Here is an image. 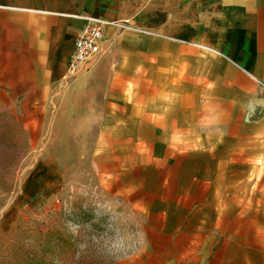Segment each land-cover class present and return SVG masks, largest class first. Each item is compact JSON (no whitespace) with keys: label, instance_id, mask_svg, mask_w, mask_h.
Wrapping results in <instances>:
<instances>
[{"label":"crops","instance_id":"0c3cea01","mask_svg":"<svg viewBox=\"0 0 264 264\" xmlns=\"http://www.w3.org/2000/svg\"><path fill=\"white\" fill-rule=\"evenodd\" d=\"M90 17L101 50L71 73ZM0 92L57 109L134 213L119 264H264V0H0Z\"/></svg>","mask_w":264,"mask_h":264},{"label":"rangeland","instance_id":"374dc122","mask_svg":"<svg viewBox=\"0 0 264 264\" xmlns=\"http://www.w3.org/2000/svg\"><path fill=\"white\" fill-rule=\"evenodd\" d=\"M25 96L0 92V264H119L141 242L134 213L99 188L67 119Z\"/></svg>","mask_w":264,"mask_h":264},{"label":"built area","instance_id":"2783aa9c","mask_svg":"<svg viewBox=\"0 0 264 264\" xmlns=\"http://www.w3.org/2000/svg\"><path fill=\"white\" fill-rule=\"evenodd\" d=\"M104 26L105 21L103 19L90 17L88 25L78 33L70 62L71 73L82 70L83 65L100 52Z\"/></svg>","mask_w":264,"mask_h":264},{"label":"bare ground","instance_id":"6f19581e","mask_svg":"<svg viewBox=\"0 0 264 264\" xmlns=\"http://www.w3.org/2000/svg\"><path fill=\"white\" fill-rule=\"evenodd\" d=\"M104 21H105V23H107V24L109 23V21H107V20H104Z\"/></svg>","mask_w":264,"mask_h":264}]
</instances>
